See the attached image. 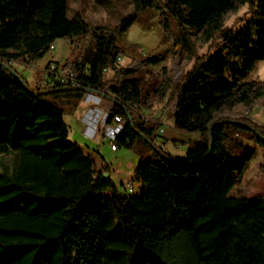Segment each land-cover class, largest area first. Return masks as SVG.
Masks as SVG:
<instances>
[{
  "label": "trees",
  "instance_id": "1",
  "mask_svg": "<svg viewBox=\"0 0 264 264\" xmlns=\"http://www.w3.org/2000/svg\"><path fill=\"white\" fill-rule=\"evenodd\" d=\"M130 2L116 23L92 26L101 37L97 52L83 34L75 39L76 56L63 62L73 81L31 85L9 60L29 63L64 36L68 0H0V155L12 157L0 159V264H264V194L227 195L257 147L264 159V124L250 115L264 105V77L247 78L264 59V0ZM244 5L243 22L226 24ZM147 7L179 44L183 70L174 81L163 69L144 91L142 72L162 53L122 65L116 38ZM199 78L219 79L221 93L175 105L174 125L198 137L173 154L154 140L157 118L138 115L134 105L169 104ZM89 92L101 96L107 120L124 118L116 147L141 139L161 156L138 152L136 193L95 169L68 134L64 116Z\"/></svg>",
  "mask_w": 264,
  "mask_h": 264
},
{
  "label": "rangeland",
  "instance_id": "2",
  "mask_svg": "<svg viewBox=\"0 0 264 264\" xmlns=\"http://www.w3.org/2000/svg\"><path fill=\"white\" fill-rule=\"evenodd\" d=\"M133 5L130 0H68V10L66 19V33L64 36L56 38L42 56L35 58L29 63L19 59L9 60V63L18 70L31 85H46L51 83L45 77L44 67L49 59H53L58 63H63L67 59H72L76 56L78 44L74 43L75 39L83 34L87 42H92L94 50L97 52L101 44V37L95 33L92 26L103 24L110 26L121 19L126 13L132 11ZM244 5L237 13L232 14L226 21V24L240 25L243 19H239L241 15L248 16ZM157 10L153 8H145L137 14L136 20L124 32L117 34V42L120 43L124 51L121 53L119 63L124 65L134 57H140L148 53L161 52L162 60L156 63H150L149 69L142 72V87L144 91H149L157 80V74L163 69L170 73L172 79L177 81L182 74L180 65L181 48L179 44L172 43L171 38H168L161 29L158 23ZM170 25L176 27L175 20L170 17ZM140 47L143 49L140 50ZM112 76V70L106 72V77ZM264 77V59H259L255 62L253 68L248 72L247 78H263ZM214 79V80H213ZM219 79L215 78H199L196 82L187 85L179 90L173 100L169 104L165 101L154 100L151 107L138 105L136 110L143 112L148 118H157L158 125H162L166 129L165 133L156 134L155 142L161 141L166 134H172L174 127L168 126L166 123L171 120V113L176 104H184L193 99H199L204 102H211L219 96ZM149 97H152L150 95ZM86 109V108H85ZM85 111V110H84ZM84 111H82L84 113ZM137 111H135L137 113ZM81 114V118H82ZM250 115L256 121L264 124V105L255 106ZM64 120L68 127V134L71 138L81 142L83 147L89 149L94 156L95 169H102L100 159L107 164L111 176L116 180L125 179L129 174H133V164L136 160L138 152H143L146 156L154 161L161 162L160 154L141 139H137L133 147L119 145L116 150L110 148L109 141L101 136L98 129L96 140L90 141V147H86L87 140L81 136L84 134V123L78 118L77 112L66 113ZM179 138L188 139L189 131L177 129ZM87 135V134H85ZM169 136V135H168ZM171 136V135H170ZM89 137V136H88ZM171 140V139H170ZM95 143V146H94ZM159 145V144H158ZM164 150L180 154L181 146L173 144V142L163 145ZM10 153H3L0 159L9 162L11 159ZM131 180L133 190L130 193L138 191L137 180ZM122 186V184H120ZM125 187V185H124ZM125 191H127L124 188ZM256 193L264 194V159L261 148L257 147L254 155L247 161L240 173L237 174L233 185L228 189L227 195H251Z\"/></svg>",
  "mask_w": 264,
  "mask_h": 264
},
{
  "label": "built area",
  "instance_id": "3",
  "mask_svg": "<svg viewBox=\"0 0 264 264\" xmlns=\"http://www.w3.org/2000/svg\"><path fill=\"white\" fill-rule=\"evenodd\" d=\"M50 47L51 45H49V48ZM141 49H143V47H140V50ZM121 55L122 54L120 53L116 56V60L118 62L121 59ZM108 70L109 68L106 67L105 71L107 72ZM44 71L45 77L48 81H51V83L54 81L74 80L71 68L64 66L63 63H58L53 59H49V63L45 64ZM82 101L87 104L81 118L84 123L83 132L89 136H92L98 132L99 125H102L103 136L109 141L110 148L115 150L117 148L115 137L123 126L124 118L121 116V114H114L111 116L110 120H107V107L102 102L101 96L97 93H87ZM137 106L138 105H134L135 111H137ZM137 114L140 116H146L139 110L137 111ZM162 131L163 126L159 125L156 130L157 134L161 133ZM124 188L127 191L133 190L131 180L126 182Z\"/></svg>",
  "mask_w": 264,
  "mask_h": 264
},
{
  "label": "crops",
  "instance_id": "4",
  "mask_svg": "<svg viewBox=\"0 0 264 264\" xmlns=\"http://www.w3.org/2000/svg\"><path fill=\"white\" fill-rule=\"evenodd\" d=\"M46 53V52H45ZM214 80V79H213ZM219 85H220V81H219ZM220 93H221V87H220V89H219V95H220ZM86 106H87V104L84 102V101H80V103H79V105L77 106V108H76V112H77V114H78V118L81 120V114H83V112L82 111H84L85 110V108H86ZM171 116H172V113H171ZM82 121V120H81ZM168 126H172V127H174V128H176V129H174V131H172V134H166V136H164V138H161L162 140L161 141H157L156 143L157 144H159L163 149H164V147H163V145H165L166 143H168L169 144V142L171 141V142H173V144H175V145H177V146H181L182 148H181V151L182 152H180V154H183L184 152H185V148H186V145L183 143V141L185 140V139H182V138H179V131H177V129H179L178 127H176L175 125H174V123H173V117H171V120H170V122H168V123H166ZM184 130V129H183ZM69 131V130H68ZM165 131H166V129L165 128H163V132L165 133ZM97 134L98 133H95L94 135H92V136H89V135H85V133L84 134H81V136L85 139V141L87 140V144H85L86 145V147H90L89 145H90V141H92L93 139L94 140H96L95 138H96V136H97ZM100 134H101V136H103V131H100ZM171 135V136H170ZM188 135L190 136L189 138H196V137H198V132L197 131H189V133H188ZM89 136V137H88ZM104 137V136H103ZM171 139V140H170ZM174 139V140H173ZM93 140V141H94ZM78 141V140H77ZM79 142V141H78ZM90 142V143H89ZM80 144H81V142H79ZM94 146H95V143H94ZM84 148V150L85 151H87V152H89L90 153V155H91V157L93 158V160H95L94 159V156H93V154H92V152L89 150V149H87V148H85V147H83ZM117 149V148H116ZM115 149V150H116ZM173 153V152H172ZM137 158H138V156H137ZM137 158H136V160H134V163L137 161ZM100 165H102L103 166V168H102V170H105V171H108V173H109V175L111 176V174H110V171H109V169L107 168V164L105 163V162H103L101 159H100V163H99ZM134 165V164H133ZM112 177V179L115 181V183L118 185V187H119V189L121 190V191H123V188H124V183H125V181L127 180V179H129V178H133V181L134 180H137V185H138V188L137 189H139V185H140V182H139V180L138 179H136L132 174H129L124 180L123 179H121V178H119V179H115L113 176H111ZM133 183V182H132ZM120 184H122V186H120ZM126 192V191H125ZM126 193H128V191L126 192Z\"/></svg>",
  "mask_w": 264,
  "mask_h": 264
}]
</instances>
